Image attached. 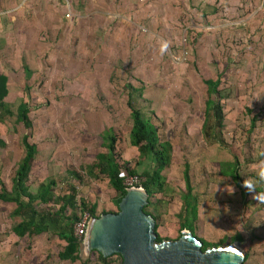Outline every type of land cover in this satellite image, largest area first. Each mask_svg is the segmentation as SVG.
I'll return each instance as SVG.
<instances>
[{
	"label": "rangeland",
	"instance_id": "1",
	"mask_svg": "<svg viewBox=\"0 0 264 264\" xmlns=\"http://www.w3.org/2000/svg\"><path fill=\"white\" fill-rule=\"evenodd\" d=\"M0 73L7 76L3 101L10 111L0 116L6 191L25 134L36 150L28 191L51 181L54 196L73 187L75 201L94 206L96 214L117 212L119 194L94 165L97 154L107 152V131L115 136L119 165L139 171L146 164H135L142 156L128 140L130 84L138 90L130 93L133 105L170 145L162 189L145 205L156 217V232L174 240L183 230L176 215L187 162L199 202L198 218L188 227L192 235L204 244L240 242L242 264H264V203L243 186L251 180L257 193L264 192L254 168L264 160V0H0ZM217 75L219 130L205 115L204 80ZM19 103L28 107V128L15 118ZM234 157L238 181L221 174ZM57 206L35 204L44 211ZM20 220L12 203L0 201V264H81L78 246L74 260L57 257L64 241L56 227L14 235ZM84 261L122 264L119 254L102 261L95 250Z\"/></svg>",
	"mask_w": 264,
	"mask_h": 264
},
{
	"label": "trees",
	"instance_id": "2",
	"mask_svg": "<svg viewBox=\"0 0 264 264\" xmlns=\"http://www.w3.org/2000/svg\"><path fill=\"white\" fill-rule=\"evenodd\" d=\"M218 78L219 76L217 75V78L215 79L208 78L204 80L207 92V98L205 100L207 108L205 109V115L206 117L210 115L212 119V128L217 130L222 127L223 115L219 99L216 97L219 94L217 89L219 83ZM6 82L7 76L0 73V116H4L2 115L4 114L3 111L6 114L10 113L9 110L5 109L3 101V98L7 93ZM126 87L128 89L126 106L129 109V116L131 119V125L128 131L129 144L135 146L138 153L142 156L141 161L136 162L135 164L142 163V160L144 159L146 164H143L139 171L129 167L127 162L119 165L114 158L115 136L110 131H107L103 135L107 152L97 154L98 163L94 166L99 173H103L107 176L110 186L114 191L118 192L119 195L116 198V204L125 192V187L122 185V179L124 176L130 174L141 176L143 178L141 187L147 193V205L150 203L149 198L153 192L162 189L163 176L161 175V170L168 164L170 145L167 141L159 140L155 127L149 120L143 117L140 109L133 105L130 93L131 91L138 90L130 84H127ZM16 109V120L21 122L24 127L28 128L30 126V121L27 118L28 107L25 103H19ZM203 134L205 135V133ZM20 143L22 146V155L20 156L14 170L10 190L6 191L3 188L2 183H0V201L12 203L14 205V212L21 217V220L11 228V231L17 237H21L24 234L27 237H31L33 235L47 232L50 227H56L57 237L64 241V245L57 253V257L60 260L72 261L77 257V246L79 242V240L73 235V225L78 219V215L74 213V210L77 209L82 214L87 213V217L98 216L101 213L111 211H101L99 214H96L94 206L86 205L83 200L76 202L74 199L75 190L73 187H70L69 192L66 194L54 196L51 190V185H53L51 181L40 183L37 187L38 189L34 193L28 191L26 180L36 150L34 143H30L25 134L21 136ZM236 165L237 159L235 157L232 162L226 164L223 163L222 166L227 167V169H222L221 174L238 181L239 176L235 169ZM182 178L185 186V193L181 196V204L176 215L177 227L179 230H190L188 227L197 220V200L196 197L192 195V188L189 181V166L187 162L183 164ZM35 202L37 204L51 202L58 206L53 211L37 210L35 208ZM145 207L146 206H143V211L150 214L154 219L153 231L155 232V241L159 242L166 239L162 238L156 232V227L158 226L156 217L145 210ZM68 209L70 211L68 214H65ZM234 238L236 240L240 239L238 234L234 235ZM219 244H204L201 242L200 249L204 250L207 247H215ZM97 254L98 258L103 261L104 257L98 252ZM243 259H246V254ZM85 263L86 261L81 264Z\"/></svg>",
	"mask_w": 264,
	"mask_h": 264
},
{
	"label": "water",
	"instance_id": "3",
	"mask_svg": "<svg viewBox=\"0 0 264 264\" xmlns=\"http://www.w3.org/2000/svg\"><path fill=\"white\" fill-rule=\"evenodd\" d=\"M146 203L147 193L141 186L127 187L117 212L89 217L78 243L81 263L95 250L102 257L119 254L122 264H242L240 242L201 250L200 240L187 229L174 240L155 241L154 219L142 209Z\"/></svg>",
	"mask_w": 264,
	"mask_h": 264
},
{
	"label": "built area",
	"instance_id": "4",
	"mask_svg": "<svg viewBox=\"0 0 264 264\" xmlns=\"http://www.w3.org/2000/svg\"><path fill=\"white\" fill-rule=\"evenodd\" d=\"M65 16H68V13L65 14ZM143 181V178L137 174H130L127 176H124L122 179V185L127 187H139L141 186V182ZM88 222L87 215H84L82 218L78 219L73 225V235L78 239L82 240L83 235L85 233L86 225Z\"/></svg>",
	"mask_w": 264,
	"mask_h": 264
},
{
	"label": "clouds",
	"instance_id": "5",
	"mask_svg": "<svg viewBox=\"0 0 264 264\" xmlns=\"http://www.w3.org/2000/svg\"><path fill=\"white\" fill-rule=\"evenodd\" d=\"M261 156H264V152L260 153ZM257 172V176L260 181H264V160H260L257 165L254 166ZM243 186L246 188V190L252 194V198L257 200L260 203H264V192L257 193L256 192V186L255 182L249 180V181H243ZM218 190V187L216 186L215 191ZM227 190V189H226ZM234 192V189L232 188L231 192L229 194H232Z\"/></svg>",
	"mask_w": 264,
	"mask_h": 264
},
{
	"label": "crops",
	"instance_id": "6",
	"mask_svg": "<svg viewBox=\"0 0 264 264\" xmlns=\"http://www.w3.org/2000/svg\"><path fill=\"white\" fill-rule=\"evenodd\" d=\"M198 203H199V202H198V200H197V218H198V214H199V213H198Z\"/></svg>",
	"mask_w": 264,
	"mask_h": 264
}]
</instances>
